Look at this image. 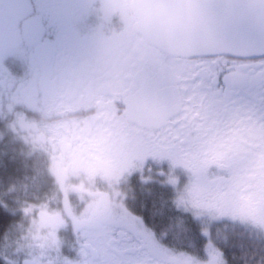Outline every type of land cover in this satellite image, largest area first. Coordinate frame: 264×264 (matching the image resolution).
Listing matches in <instances>:
<instances>
[{"label": "flooded vegetation", "instance_id": "obj_1", "mask_svg": "<svg viewBox=\"0 0 264 264\" xmlns=\"http://www.w3.org/2000/svg\"><path fill=\"white\" fill-rule=\"evenodd\" d=\"M134 2L0 0V264H264V51Z\"/></svg>", "mask_w": 264, "mask_h": 264}, {"label": "water", "instance_id": "obj_2", "mask_svg": "<svg viewBox=\"0 0 264 264\" xmlns=\"http://www.w3.org/2000/svg\"><path fill=\"white\" fill-rule=\"evenodd\" d=\"M147 35L171 53L264 51V0H135Z\"/></svg>", "mask_w": 264, "mask_h": 264}, {"label": "trees", "instance_id": "obj_3", "mask_svg": "<svg viewBox=\"0 0 264 264\" xmlns=\"http://www.w3.org/2000/svg\"><path fill=\"white\" fill-rule=\"evenodd\" d=\"M8 218L5 215L0 214V235L2 234L4 228L6 227Z\"/></svg>", "mask_w": 264, "mask_h": 264}]
</instances>
